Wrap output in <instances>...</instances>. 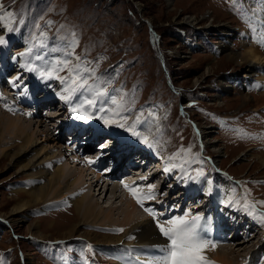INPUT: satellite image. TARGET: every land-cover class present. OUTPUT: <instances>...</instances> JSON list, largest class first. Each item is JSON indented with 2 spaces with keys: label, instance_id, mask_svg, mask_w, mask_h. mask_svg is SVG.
<instances>
[{
  "label": "rangeland",
  "instance_id": "1",
  "mask_svg": "<svg viewBox=\"0 0 264 264\" xmlns=\"http://www.w3.org/2000/svg\"><path fill=\"white\" fill-rule=\"evenodd\" d=\"M222 1L0 0V5L7 12L13 13V25L16 28L25 29L27 36L29 38L33 37L29 41L38 43L42 37L40 40L45 45L49 43L56 50H69L66 53H61L63 56L70 53L71 49L76 52L79 45L78 51L80 53L91 56V58L83 57L82 60L87 59V61L82 66L86 69L101 68L96 79H102L106 84H114L118 96L122 97L121 105L124 103L127 112L122 113L119 99L115 98L117 104L111 103V99L114 97L111 89L107 90L106 96H96L97 100L99 99L102 103L107 104L103 106L105 110L109 106L111 121H114L108 125L109 128L104 130L103 127L100 131L112 133L120 128L119 125L122 124L127 134L130 131H135L139 133V137L143 138L145 136L144 132L141 131V126H135L134 122L128 120L129 118H135L140 123L141 119H150L151 129L158 131L161 128L158 131L160 132L166 119L165 116L168 119L169 114H172L160 135L156 136L155 144L158 148L152 146V152H156V149L161 150L162 153H159L166 160L165 150L171 154H175L180 150L168 159L169 168H174L178 163H182L181 166L186 165L185 167L192 171L202 170L204 173V169H207L209 177H213L221 185L218 186L215 183L219 189H224L228 185L231 186L234 189L235 198L243 201L242 204L250 208L247 201L249 197L253 205H255L253 197L256 196H260L256 198L264 203V165L260 162V158L264 159V138L258 136L257 141L255 137L256 132L261 129L262 125L264 128V120L262 119V116L264 117V98L261 97L264 94V86L257 84L255 76H264V68H259L254 74L255 76L247 80L244 77L246 66L239 65L238 61L230 62L227 55L230 52H241L243 50L242 44L245 45L244 42L254 44L255 48L264 51V47L257 44L263 38L264 16L261 18L262 22L260 23L259 18L252 11L262 12L264 10V0H242L258 19V28L252 26L244 28L238 20V15L235 17L233 13L229 12L226 4L221 3ZM144 18H146V21ZM187 19H192L194 24L184 23ZM148 22L151 24L152 30ZM238 26L245 31L240 32ZM39 27L41 29L45 28L40 29V32H36ZM247 30H250V33ZM246 34H248V38L245 37ZM6 40L11 47L14 46V51L17 47L23 50L24 46H21V42L18 43L20 39L12 32L6 37ZM263 40L261 39L262 42H264ZM26 46L27 44H25ZM26 49H29V47ZM213 49L214 51H212ZM21 54L24 53L19 52L16 56ZM40 54H42V51H40ZM77 54V52L74 53V55ZM76 57L73 56V59H76ZM44 58H46L45 62L50 59L48 56ZM94 58L97 60L96 62L88 61ZM3 59L4 57H2V61ZM2 61L0 60L1 69L3 66ZM78 62L79 60L75 64H78ZM91 71L95 72L96 70L92 69ZM94 76L88 72H85L84 76L88 78V84L92 85L94 90L87 92L88 95L92 94L90 95L91 98L95 96V90L99 89L97 86L101 83L96 81ZM53 80L51 79V82ZM224 87H227V89H224ZM244 97H248L250 101L245 102ZM197 98L200 99L198 105H193L192 101ZM25 102L27 104L29 101ZM181 105L184 106V110H181ZM186 106L187 112L185 111ZM204 107L209 108V110L206 112L203 109ZM25 108H27V112L32 113L31 120L23 119V116H19L17 113L14 114L16 118H21L25 122L30 121L32 130L35 133L39 132V135H41L39 139L44 141L48 136H51L55 140L54 125L57 123V119L55 121L54 119H48V117L52 114L56 115L58 109L47 110L46 117L41 116L38 118L36 109L28 105H25ZM131 108L136 110L138 114L125 115L133 113ZM148 108H151L149 112L146 110ZM96 110H99V108H96ZM113 110L115 111L113 112ZM142 110L147 113L139 116ZM117 112L119 114L115 115ZM159 115L162 119L160 121L157 120ZM41 118L43 120L47 119V121L40 126V123L37 124V119ZM65 118H67L66 115ZM221 120L227 121V124H221V127H218L215 122L221 123ZM53 121H55V124ZM190 122H193L196 126L198 136L194 133ZM232 129L237 130L235 139L227 134ZM57 130H59V127H57ZM145 130L149 129L144 128ZM204 130L210 132L209 136L212 143H210L209 138L205 139ZM44 133L46 135H42ZM88 133L89 130L83 132L81 141L88 137ZM127 136L131 137L129 134ZM99 138L97 137V139ZM147 140L148 143H145V145L152 144L153 138H147ZM99 143L100 141L96 145ZM16 145L12 133L3 135L0 132V152L3 147H13L16 151ZM61 145L62 148L56 149L58 153L65 150L62 141ZM218 150L221 153H217ZM78 156L85 157L84 154H78ZM155 156L161 157L157 153ZM171 160L174 162L173 165ZM11 164L10 156H0V232H3V235H0V255L9 253L13 258L11 264H66L64 256H60L59 263L47 257H40L35 248V241L41 244L40 240L45 239L27 234L25 228L26 225H32L33 227L37 225V230L34 229L33 231H37L38 234L49 239L45 241L61 240L63 233L77 223L73 206L64 203L58 209H54L58 206L47 209L48 212L46 210L41 211L42 209L37 206L32 207L29 211L20 215V218L26 221L24 227H20V231L14 229V226L12 228V224L9 222L10 219L2 215L10 212L12 205H15V201L26 199V195L15 193L12 187L28 182L29 177L27 178L23 173H17L19 172L18 169L12 167ZM70 166L73 173L76 174L84 168L78 167L75 163L70 164ZM205 166L208 168H205ZM204 174L207 177V173ZM90 178L88 175L85 177L87 180ZM207 179L211 181L208 177ZM87 180L83 187L88 186L86 191L90 193L89 185L91 182ZM242 183L246 186L248 192H251L250 195L243 188ZM105 190V185H103L101 191L99 186L93 187L91 194L95 195L96 201L105 210L111 208L114 202L113 207L116 209L113 218L116 221H122L124 219L123 206H126L123 202L126 201L125 197H121L118 193L120 198H116L112 190H109L108 193ZM238 192L240 194H237ZM122 203L124 204L122 205ZM223 204V207L213 209L210 203L207 205V211L215 216H218L220 212L222 216L229 205L226 202ZM64 205L65 209L62 208ZM252 211L256 214L259 223H262L260 228L263 230L264 222H261L258 217L260 215L259 211L254 209ZM227 213L234 221L232 212ZM239 219H243L246 223L244 217ZM228 222V225H230L231 222ZM103 230L93 226L84 229V231H93L96 234L111 235L106 232L102 233ZM259 234L254 238L251 237L253 241L246 247L251 248V250L257 248V254L263 256L264 252L258 250V247L255 246L262 240ZM78 238L70 239L69 242L72 243H68L67 246H75L74 243H77ZM228 246L234 248L237 245L229 244ZM240 247L242 246H238L237 249H240ZM237 253L239 257L245 259L247 251L241 252V255L244 256H241L239 251ZM30 255L36 257L31 263ZM242 259L240 258L239 261Z\"/></svg>",
  "mask_w": 264,
  "mask_h": 264
},
{
  "label": "bare ground",
  "instance_id": "2",
  "mask_svg": "<svg viewBox=\"0 0 264 264\" xmlns=\"http://www.w3.org/2000/svg\"><path fill=\"white\" fill-rule=\"evenodd\" d=\"M7 13L8 12L4 10L3 7L0 5V35H2L5 39L8 35H10V32L7 31V27L9 25L12 27L14 23L12 19L13 17H8ZM184 23L188 25H193L194 21L192 19H187ZM245 37L248 38V34H246ZM244 43L245 45L242 44L243 50L241 52H230L227 57L230 62L238 61L239 65L246 66L244 77L245 79L249 80L255 76L254 74L259 68H264V51L255 48L253 46L254 44H250L248 42ZM22 45L25 47V43H22L21 46ZM21 51L22 50H20L18 47L14 51V46L11 47L9 43L0 46V60L2 61V57H4L2 61V69L0 68L1 78L7 76L11 71H13L12 73L16 71L18 77L17 82L21 80V82L16 85V89L21 88L26 83H30L29 86L38 85L45 91L59 90L60 92L67 95V93L63 91L65 86H63V84H61L59 80L54 79L53 82H51V80H44L37 76L36 73L27 71L25 69V64H31L32 66H40L45 63L46 58L44 57L42 60L35 59L36 55L40 54V49L34 50L30 54L24 53L20 56H16L17 53ZM9 56L10 58H8ZM73 62L77 63V59H73ZM255 77L257 82L261 86H264V76L258 75ZM224 89H227V87H224ZM2 90L3 88L0 85V109L2 108L1 106H3V102L7 101ZM87 95V92L78 91L73 95L71 104L65 102L64 110H58L56 115L52 114L48 117V119H54L55 121L57 119L56 124H58L59 118L63 117V121L60 120L62 126L70 128V122H72L74 126H77L79 128L80 133L85 129H94L93 136L97 132V130L100 131V129L103 127L104 130L105 128H109L108 125H110V123H104L105 119L111 121V115L109 113L110 109H108L109 106H107V110H105V112L103 113L99 112V110H96V108L100 109L101 107L107 105L104 104V102L102 103L101 100H97V97H95V107H92L87 103L84 104V116L82 118H77L78 116H80V112H77L75 114L72 112V106H78L80 102L85 100V98H91L90 95L92 94L88 96ZM261 97L264 98V94L261 95ZM33 98L34 95L30 94L29 97L24 99H18L15 102L8 101L3 113L2 111L0 112V132H2L3 135L12 133L15 137V142L17 143L16 151L13 147H3L0 152V156H10L12 161L11 166L15 169H18L19 172L17 173H23L26 175L27 178L29 177L28 182L19 185L17 184L12 187V190H14L15 193L26 195V199L15 201V205H12V208L8 214H1L2 216H5L10 219L9 222H11L12 228L14 226V229L20 231V227H24L23 225L26 224V221L23 220V218H20V215H22L26 211H29L32 207L37 206L38 208L42 209L41 211H47V209L64 203H72L73 208L76 212L75 217L77 223L73 224L70 229L67 230V232L63 233V238L60 239L70 240L72 238L84 237L85 239L97 242L102 245H107L108 247L118 245L124 242L125 248L127 250L131 251L132 249V252L130 254L134 255L135 259H137L134 262L135 264H148L150 260L160 255L159 247L166 245L168 241L165 240L159 232V229L156 226V221L153 219V217L144 215V209L148 208V205L150 203H154L156 200L160 199L161 190L167 184V178L169 183H173V185L177 186V188L180 187L181 189H185L187 193H193L194 196H196L200 191H202L203 194L206 195L210 194V198L207 200L206 204L200 205L201 208H206V206L211 203L213 209H219L221 206H224L223 203H228V209L224 214H222V216L220 215V212L218 216L211 214V216H213L214 221H230V225H232L234 224V221L231 220V216H229L227 212L234 211L238 215L244 217V219L245 217H248L250 218L252 223H255L257 226L262 227V223H259L258 219L256 218V214L253 213L252 209L247 207V205L242 204L243 201H239L237 198H235L234 189L231 186L228 185L224 189H219V187H217L214 182L208 181L206 174L197 177V172H199L198 170L192 171L188 169V167H185L186 165L181 166V162V164L178 163V165L174 166V168H169L168 159L164 160V157L159 153V151H151L150 157L161 158L164 161V166L168 167L169 171L165 172L164 167L159 172H154L149 180H146L143 175H138V178L136 180L130 181L129 179H125L122 184H119L115 181L106 182V177L111 178L112 175H116L117 179H121L124 176L128 177L130 175V170H126L123 175H117L116 172H114L112 169L103 171V166L107 164V159H105V157L103 156L98 157L94 161V167L89 169L88 175L91 177L90 179H85L87 172H85V170L83 169L78 172V174L73 173V169L70 166V162H73V160L70 158V156L74 154L76 150L72 153H65V151H67L66 149L64 150V152L62 150L60 153H58L56 150L62 148V135L58 136L56 134L55 140L53 139V137L48 136L43 141V139H39V136H41L39 135V132L35 133V131L32 130V124L29 121L31 119L28 120L29 122H25L23 121V119H25L24 117H22L23 119H21L16 118V115H14L16 113L19 114L21 112L25 113L22 108H19L18 104L24 101H30ZM243 100L245 102L250 101L248 97H244ZM56 101V99H53L52 101H41L38 104V108L50 110L52 108L51 105L54 104ZM114 111L115 110H113V112ZM65 115L67 118H65ZM159 116L157 118L158 121L162 120L161 115ZM115 117L117 118V116ZM128 120L134 122L135 126H140V122L136 121L135 118H129ZM45 121H47V119H37V124L40 123L41 126L43 123H45ZM55 121H53L54 124ZM154 132L155 131L152 129L145 130L144 136L148 139H152ZM105 134L109 133H107V131H101V135L98 137L102 138ZM128 134L132 136L133 131H130V133ZM42 135H46V133ZM47 135H49V133H47ZM209 135L210 132L204 130L205 139L209 138L210 143H212ZM141 143L142 146L145 147V142L142 141ZM219 152L220 151L218 150L217 153ZM156 153L161 157H156ZM115 155H117V152H115ZM76 156L78 155L73 156L74 158H76V161L86 160L85 157ZM171 162L173 165V160H171ZM260 162L262 165H264V159L260 158ZM123 165H127V162L125 161ZM160 175H165L166 178L159 186H156L157 178ZM86 180L91 182L89 185L90 193L86 191V189H88V186L83 187V185L87 183ZM103 185H105L106 187L105 192L108 193L109 190H112V193L115 194L116 198H120L118 196V193L121 197H123V195L121 194V187L128 189V192L131 196V200L123 201L126 206H123L124 219L122 221H116L113 218L114 210L116 209L115 207H113L114 202L112 203L111 208L105 210L103 207H100L99 202H97L95 199V195L91 194L93 187L99 186L101 191L103 190ZM125 185H127V187H125ZM150 185L154 186L153 191L156 194L155 199H145L144 207H141L140 204L137 203V200L133 196V193L132 191H130V189L138 188V195L147 196L149 194ZM124 203H122V205ZM199 211L200 208L196 210L197 213H191L192 216L198 214ZM201 214L200 217L202 216ZM206 214L207 213H205V216ZM92 226L107 231H109V229L115 230L116 228L121 227L124 229V231L120 235L113 236L107 234H96L93 231H84L85 228ZM37 228V225H35L34 227L32 225H26L25 231L29 235L31 234L36 237H39L40 239L49 240L48 238H45L38 234L37 231H33L34 229L37 230ZM104 230L102 233H105ZM245 231V237L242 240L238 241V244H236L237 246L234 248L228 246L230 243H225L223 245H215V247H213L212 253H209L210 255L212 254V258H214L213 260L220 261L223 264H240L239 260L240 258L242 259V257H239V255H237V251L240 252V255L241 252L247 251L248 255L245 253V257L248 259H246V262H244L245 264H256V262L257 264H264V255L259 256L257 254V248L251 250V248L246 247L248 246V244H250L251 241H253L251 237L254 238L256 235H252L251 237H249V229H246ZM133 246L136 247L135 250L133 249ZM238 246L242 247H240V249H237ZM255 246L258 247V250H262V252H264V244L261 246L259 244ZM34 255L36 256V254ZM34 255H30V263L33 262L34 259L37 257H35Z\"/></svg>",
  "mask_w": 264,
  "mask_h": 264
},
{
  "label": "snow or ice",
  "instance_id": "3",
  "mask_svg": "<svg viewBox=\"0 0 264 264\" xmlns=\"http://www.w3.org/2000/svg\"><path fill=\"white\" fill-rule=\"evenodd\" d=\"M8 17H12L13 13L8 12ZM14 29L9 25L7 31L12 32ZM46 39V38H45ZM7 40L0 35V46L6 45ZM42 47H46L43 42ZM32 52V48L28 49V54ZM71 56L73 53H68ZM36 60H42L43 56L41 54L36 55ZM79 60V57H76ZM71 60L69 59H54L45 62L40 66H32L31 64H25L24 67L27 71L36 73L37 76L44 80L56 79L59 80L61 84L65 85L64 92L67 95H62L66 103L71 104L72 97L78 91L82 92H92V85L88 84V78L84 77L83 73L91 72V70L81 67L80 64H76L69 67ZM67 71L69 78H62L59 73ZM94 75V73H91ZM87 86V87H85ZM26 90V89H25ZM106 90L96 89L95 96L92 98H85L84 101L80 102L78 106H72V112L75 114L80 112V116L77 118H82L84 116L83 108L84 104L87 103L92 107H95V97L96 96H106ZM112 104H117L116 99L113 97L111 99ZM119 107V106H118ZM99 112H105V109L101 107ZM119 113L117 112L116 115ZM108 119L104 120L105 124L112 123ZM123 127V125H119ZM133 135H139L138 132H133ZM145 143H148L147 137L142 138ZM149 147H152L149 144ZM169 168L165 167V172H168ZM204 175L203 171L197 172V177ZM127 187V185H125ZM154 186H149V194L147 196H140L137 193L139 189H130L133 196L136 198L137 203L141 207H144L145 199H155V192L153 191ZM166 194V193H165ZM153 219L156 221V226L163 237H165L168 243L164 246L159 247L160 255L150 260L148 264H210L205 256V250L209 246V241L203 238L201 234V217L199 214L192 216L191 213H184L181 216L170 217L167 220L161 222L157 219L156 213L151 208L144 209ZM191 217V218H190ZM120 231H123L121 229ZM215 247V245H212ZM91 248V246H89Z\"/></svg>",
  "mask_w": 264,
  "mask_h": 264
}]
</instances>
